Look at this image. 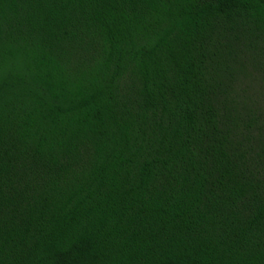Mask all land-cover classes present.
I'll list each match as a JSON object with an SVG mask.
<instances>
[{
  "label": "trees",
  "instance_id": "obj_1",
  "mask_svg": "<svg viewBox=\"0 0 264 264\" xmlns=\"http://www.w3.org/2000/svg\"><path fill=\"white\" fill-rule=\"evenodd\" d=\"M264 0H0V264H264Z\"/></svg>",
  "mask_w": 264,
  "mask_h": 264
},
{
  "label": "rangeland",
  "instance_id": "obj_2",
  "mask_svg": "<svg viewBox=\"0 0 264 264\" xmlns=\"http://www.w3.org/2000/svg\"><path fill=\"white\" fill-rule=\"evenodd\" d=\"M247 93L252 95L251 100L255 102V106H264V80L260 81L258 75L248 83Z\"/></svg>",
  "mask_w": 264,
  "mask_h": 264
}]
</instances>
